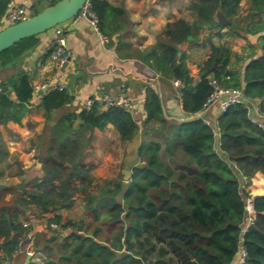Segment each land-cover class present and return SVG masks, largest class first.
<instances>
[{"label": "trees", "instance_id": "obj_1", "mask_svg": "<svg viewBox=\"0 0 264 264\" xmlns=\"http://www.w3.org/2000/svg\"><path fill=\"white\" fill-rule=\"evenodd\" d=\"M89 2L104 36L123 31L119 22L123 19L122 9L106 0ZM240 2L196 0L192 23L184 19L168 22L154 45L134 50L136 57L159 75V82L172 78L183 83L181 105L187 115L197 113L211 93L209 77L223 86L240 88L248 100L264 101L262 49L250 52L239 64L236 53L210 44L209 56L199 65V79L193 82L185 54L179 48L183 42L196 41L200 29L222 26L213 17L217 7L229 19L231 28L238 29L232 16ZM6 3L0 0V19ZM247 3L249 17L264 10V0ZM261 22L258 19L259 25ZM246 26L243 29L247 35L262 30ZM248 39L251 46L257 47ZM37 43V36H32L0 52V67L13 63ZM1 84L0 125L19 122L33 94L31 78L20 72ZM10 92L15 93L16 101L10 100ZM72 100L68 89L51 90L41 99L45 132L49 129L39 144L43 148L39 157L42 175L33 178L31 187L17 192L12 201L6 203L0 197V264L13 258L21 237L27 233L21 222L27 210L43 215L69 209L77 193L85 195L92 218L103 222L89 232L83 223L66 235L46 238L39 247L46 255L45 264H233L241 247L246 252L244 264H264V194L251 197L243 187L253 173L264 175V130L257 127L242 104L228 107L215 126L194 117L176 122L165 117L159 90L149 86L143 101L145 120L138 125L119 107L93 105L90 110L82 108L78 112L62 110ZM260 108L264 110V105ZM108 123L122 142L141 133L138 163L132 167L128 182L116 180L94 195L87 190L94 180L90 173L94 165L83 161L90 145L87 133L93 128L102 130ZM161 150L169 159L180 152L175 167L162 159ZM4 188L0 186V190ZM248 197L252 198L254 219L244 230ZM52 220L60 221V214L55 213ZM66 225L73 226L70 220ZM36 241L38 244L40 239ZM154 249L147 263H143L144 257H134Z\"/></svg>", "mask_w": 264, "mask_h": 264}, {"label": "crops", "instance_id": "obj_2", "mask_svg": "<svg viewBox=\"0 0 264 264\" xmlns=\"http://www.w3.org/2000/svg\"><path fill=\"white\" fill-rule=\"evenodd\" d=\"M52 0H12L16 5L26 8L30 14L40 11L51 4ZM115 8L124 11L123 19L119 20L124 26L123 31L114 33L111 37H106L102 42L89 25L85 18L76 17L58 24L61 28V35L65 48L70 52L71 58L64 70L61 69L63 79L69 81L72 74H79L73 80V91L68 90L73 96V100L65 104L62 110L78 112L83 108L86 98L101 94H117L125 92L134 100V107L131 116L140 125L145 120L143 101L146 88L156 86L160 92L161 104L165 117L169 120L180 122L187 118L201 119L203 123L215 126L217 119L221 116L220 108L214 104L204 111L187 115L181 105L179 89L173 85L172 78L166 82H159V75L150 69L140 57H136L134 50H144L148 46L155 44L158 35L162 32L168 22L177 19H184L192 23L195 13L192 5L196 0H106ZM245 5V0H241L239 6ZM247 8V7H246ZM249 8L246 9V12ZM234 17V15H233ZM258 19L264 21V10L258 16L254 15L251 26L258 24ZM229 20V19H228ZM264 23V22H263ZM130 24V28H129ZM219 24V23H218ZM254 24V25H253ZM4 15L0 19V29L7 26ZM211 25L199 30L198 39L194 42H183L179 48L185 54V62L189 70V76L196 82L199 79V65L207 59L211 50L210 44L215 46H225L231 52L239 56V64L245 61L250 53H245L247 48L250 51H264V34L260 30L257 34L247 35L243 28L232 29L229 25ZM37 45L23 56L18 57L13 63L0 67V86L10 78L17 77L20 72L27 73L33 85V94L26 104V111L19 122L7 121L0 125V140L2 153L0 155L1 165L6 164L7 156L12 154L20 156L23 167H28L37 156V148L41 143V137L45 132L44 110L36 98V85L47 79L52 71L53 63L48 57L43 56V51L49 48L55 39V30L49 29L36 35ZM255 41L257 47L249 44ZM10 100L16 101L14 92L8 94ZM264 101L258 100L254 103L250 112L251 118L264 120V110L260 105ZM216 128V127H215ZM45 137L49 134L46 130ZM90 133V145L85 149L86 155H103L99 162H93L94 169L101 165H107L112 158L115 147L113 141H118L122 145V150L127 154L124 161L123 170H130L138 162L137 147L142 137L141 133L122 142L114 126L108 123L104 129L93 128ZM219 136V133L217 134ZM84 158V155H83ZM86 163V161L83 159ZM37 165V162H35ZM0 182V186H4ZM6 187V186H5ZM244 189L252 197L264 194V175L257 171L250 177ZM264 225V221L261 222ZM235 263V261H234ZM233 263V264H234Z\"/></svg>", "mask_w": 264, "mask_h": 264}, {"label": "rangeland", "instance_id": "obj_3", "mask_svg": "<svg viewBox=\"0 0 264 264\" xmlns=\"http://www.w3.org/2000/svg\"><path fill=\"white\" fill-rule=\"evenodd\" d=\"M246 7L248 8L247 0H245ZM245 5L239 6L237 13L232 16L233 21L236 24V27L243 28L245 25L251 26V22L254 20V15L251 17L248 16L250 14L249 10L246 12ZM251 21V22H250ZM264 21L261 22V25L256 24L255 28L264 29ZM254 25V24H253ZM130 28V24H129ZM106 38V36H105ZM264 48V47H262ZM252 52L250 48L245 50V53ZM112 146L115 147V152L110 154L112 158L108 161L107 165L102 164L101 168H93L91 169L90 173L94 178L90 187L87 188L89 192L94 195H98L101 193V189L104 190L108 185L110 186L116 180H125L128 182L130 168L129 170H123L124 161L127 158V154L124 150H122V145L116 140L112 142ZM89 148V147H88ZM43 152V148L39 145L37 148V156L34 158L35 160L28 166L23 167V163L20 160V156L12 154L7 156L6 164L1 165V173H0V182L5 184L6 186L4 189L0 190V197L8 203L13 200L14 196L17 192L22 191L25 188L31 187L32 179L35 177H40L42 175V163L40 161V156ZM161 157L163 160H166L170 163V165L174 166V162L180 160L181 155L180 152H177L174 155L173 159H169L167 154L161 150ZM99 158L102 159L103 155H85L84 160L86 163H92L94 161L99 162ZM35 162L39 163L36 165ZM138 163V162H137ZM175 167V166H174ZM126 184V183H125ZM108 188V187H107ZM86 198L84 194L77 193L74 196V203L69 209H62L58 211H50L44 213L43 215H38L33 210H27L25 216L22 218L21 222L28 223V231L31 230V235L28 237L27 234L21 237L20 239V247L19 249L13 254V258L10 261H5L2 264H24L25 257L27 254H30L29 262L27 264H45L46 255L44 254L43 250L39 247L42 246L43 241L46 238H50L52 236H60L66 235L75 227L79 226L80 224L87 227L86 232L91 231L95 226H99L102 224L103 221H95L89 210L85 206ZM55 213L60 214V221H58L59 229L52 230L48 227L49 222H52V217ZM70 220L73 226H67L66 222ZM90 225V226H88ZM83 226V225H82ZM107 228V226H105ZM106 235V234H104ZM40 239L39 243L37 244L36 240ZM154 241V240H153ZM145 245V241L142 240ZM161 243H158L159 246ZM134 248H137V245H134ZM146 248V247H145ZM135 250V249H134ZM129 251V250H128ZM155 249L152 250L149 254L146 253L143 256L138 254H134L135 258H145L143 263H147L148 259L153 256ZM128 264H131L130 261H127Z\"/></svg>", "mask_w": 264, "mask_h": 264}, {"label": "built area", "instance_id": "obj_4", "mask_svg": "<svg viewBox=\"0 0 264 264\" xmlns=\"http://www.w3.org/2000/svg\"><path fill=\"white\" fill-rule=\"evenodd\" d=\"M6 10L4 13V18L8 25L17 23L19 21L27 19L31 14L25 7L16 5L12 0H6ZM77 17L85 18L89 25L95 30L102 42L106 41L105 36L98 29V20L95 14L90 10V2H87L82 6L81 10L77 14ZM55 30V39L49 48L43 51V56L48 57L50 62L53 63V68L50 76L38 83L35 87L36 98L41 100L44 95H46L51 90L57 89L62 91L68 88L67 81L63 79L61 68L62 64L71 58L70 52L65 48L64 40L61 35V28L59 25L53 28ZM173 85H175L181 96L180 89L183 87V83L177 79L172 80ZM208 84L212 91L209 96L203 101L201 109L198 112L204 111L210 106L217 104L220 108L221 114L227 110L228 107L234 104H242L246 110L251 111L255 102L258 100H248L245 98L242 90L237 87H227L219 83V81L214 77L208 78ZM2 92V87L0 86V93ZM93 105H97L100 108L108 107H119L125 112L131 113L135 105L134 100L129 97L125 92H120L117 94L101 93L90 96L86 98L83 102V108L85 110H90ZM252 121L257 125V127L264 130V120L251 118ZM247 221L245 228L253 222L254 210L252 198L248 197L245 200L244 205ZM22 226L28 228L27 222H22ZM48 227L52 230L59 229V225L56 222H49ZM28 237L31 235V230L26 233ZM246 260V252L243 247H241L238 257L234 264H244Z\"/></svg>", "mask_w": 264, "mask_h": 264}, {"label": "water", "instance_id": "obj_5", "mask_svg": "<svg viewBox=\"0 0 264 264\" xmlns=\"http://www.w3.org/2000/svg\"><path fill=\"white\" fill-rule=\"evenodd\" d=\"M86 2L87 0H57L39 12L30 15L27 19L3 27L0 29V52L25 38L36 36L54 28L60 23L75 19ZM213 17L219 24H230V21L225 17L220 7L216 8ZM68 60L62 64V70L65 69ZM78 74L79 72L72 74L69 78L68 85L71 91L74 89L73 80ZM29 258L30 254H27L24 264L29 262Z\"/></svg>", "mask_w": 264, "mask_h": 264}]
</instances>
